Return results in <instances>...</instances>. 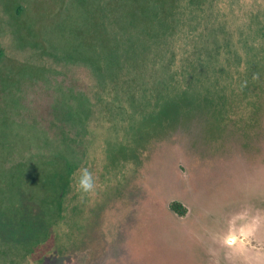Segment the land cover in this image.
Here are the masks:
<instances>
[{"label": "rangeland", "instance_id": "1", "mask_svg": "<svg viewBox=\"0 0 264 264\" xmlns=\"http://www.w3.org/2000/svg\"><path fill=\"white\" fill-rule=\"evenodd\" d=\"M263 120L264 0H0V264L85 253L93 212L150 156L170 171L179 142L204 185L226 183ZM182 204L153 256L118 231L119 258L96 264H264V192L200 216Z\"/></svg>", "mask_w": 264, "mask_h": 264}, {"label": "trees", "instance_id": "2", "mask_svg": "<svg viewBox=\"0 0 264 264\" xmlns=\"http://www.w3.org/2000/svg\"><path fill=\"white\" fill-rule=\"evenodd\" d=\"M262 123L261 132L264 134V120ZM259 145L249 157L239 155L245 158L247 165L233 168L234 173L226 183L218 185L216 181L217 185L208 186L204 185L203 174L194 172L189 164L187 148L180 142L174 144L177 158L170 171L153 175L150 156L139 168L138 174L130 179L128 187H125L126 191L112 198L105 207L94 211L92 220H99L107 236H116L118 231L124 234L123 237L129 235L127 244L130 256L139 259L153 256L150 234L155 227L161 226L168 213L184 215L185 207L182 202L190 204L195 211L197 209L200 216L264 192V136ZM153 218L155 223L150 227Z\"/></svg>", "mask_w": 264, "mask_h": 264}, {"label": "flooded vegetation", "instance_id": "3", "mask_svg": "<svg viewBox=\"0 0 264 264\" xmlns=\"http://www.w3.org/2000/svg\"><path fill=\"white\" fill-rule=\"evenodd\" d=\"M109 201L107 202V204L109 203ZM99 209L100 208H98L97 210ZM99 223L100 222L98 220L97 224L95 225V230L91 236H85L80 241V248L83 249V252L85 253H82L81 251H67V253H62L58 251L59 249L54 248L49 253H44L37 264H96L98 262V259L94 261V256L99 252V249L105 251L104 254L109 253L108 255H110L109 258L111 259L115 255H117V257L119 258L118 253H120L121 251V246L118 242L120 236H107L103 232V225H100Z\"/></svg>", "mask_w": 264, "mask_h": 264}, {"label": "clouds", "instance_id": "4", "mask_svg": "<svg viewBox=\"0 0 264 264\" xmlns=\"http://www.w3.org/2000/svg\"><path fill=\"white\" fill-rule=\"evenodd\" d=\"M78 171L79 176L76 179V186L78 190L85 193L94 191L96 183L93 174L89 171L87 167L81 168Z\"/></svg>", "mask_w": 264, "mask_h": 264}]
</instances>
